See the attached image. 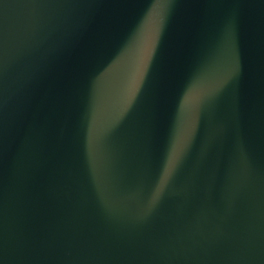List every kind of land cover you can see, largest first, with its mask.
<instances>
[{"label":"water","instance_id":"1","mask_svg":"<svg viewBox=\"0 0 264 264\" xmlns=\"http://www.w3.org/2000/svg\"><path fill=\"white\" fill-rule=\"evenodd\" d=\"M0 264H264V0H0Z\"/></svg>","mask_w":264,"mask_h":264}]
</instances>
